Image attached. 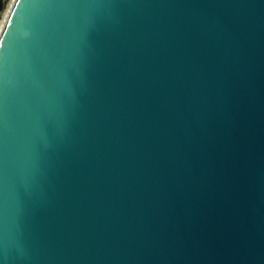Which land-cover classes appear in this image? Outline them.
Returning a JSON list of instances; mask_svg holds the SVG:
<instances>
[{
  "label": "water",
  "instance_id": "95a60500",
  "mask_svg": "<svg viewBox=\"0 0 264 264\" xmlns=\"http://www.w3.org/2000/svg\"><path fill=\"white\" fill-rule=\"evenodd\" d=\"M10 9L0 264H264V0Z\"/></svg>",
  "mask_w": 264,
  "mask_h": 264
},
{
  "label": "bare ground",
  "instance_id": "6f19581e",
  "mask_svg": "<svg viewBox=\"0 0 264 264\" xmlns=\"http://www.w3.org/2000/svg\"><path fill=\"white\" fill-rule=\"evenodd\" d=\"M15 0H12L11 1V4L9 5V8L7 9V11H5V15H4V17L0 20V35H1V32H2V30H3V27H4V25H5V22H6V19H7V17H8V15H9V12H10V8H11V5L13 4V2H14Z\"/></svg>",
  "mask_w": 264,
  "mask_h": 264
},
{
  "label": "trees",
  "instance_id": "16d2710c",
  "mask_svg": "<svg viewBox=\"0 0 264 264\" xmlns=\"http://www.w3.org/2000/svg\"><path fill=\"white\" fill-rule=\"evenodd\" d=\"M9 0H0V19L3 16V13L7 7Z\"/></svg>",
  "mask_w": 264,
  "mask_h": 264
},
{
  "label": "rangeland",
  "instance_id": "374dc122",
  "mask_svg": "<svg viewBox=\"0 0 264 264\" xmlns=\"http://www.w3.org/2000/svg\"><path fill=\"white\" fill-rule=\"evenodd\" d=\"M11 1H12V0H9V2H8V4H7V7H6L5 11H7V9L9 8V5L11 4ZM5 11H4V13H3L2 18H3L4 15H5ZM2 18H1V19H2ZM1 19H0V20H1Z\"/></svg>",
  "mask_w": 264,
  "mask_h": 264
}]
</instances>
